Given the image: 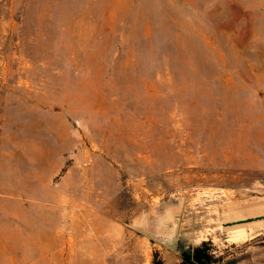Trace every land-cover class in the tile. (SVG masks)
<instances>
[{
	"label": "rangeland",
	"instance_id": "374dc122",
	"mask_svg": "<svg viewBox=\"0 0 264 264\" xmlns=\"http://www.w3.org/2000/svg\"><path fill=\"white\" fill-rule=\"evenodd\" d=\"M263 218L264 0H0V264H264Z\"/></svg>",
	"mask_w": 264,
	"mask_h": 264
},
{
	"label": "trees",
	"instance_id": "16d2710c",
	"mask_svg": "<svg viewBox=\"0 0 264 264\" xmlns=\"http://www.w3.org/2000/svg\"><path fill=\"white\" fill-rule=\"evenodd\" d=\"M207 244L181 253L180 262L178 264H211L214 262L212 254L207 249ZM154 264H162L161 261H156Z\"/></svg>",
	"mask_w": 264,
	"mask_h": 264
},
{
	"label": "water",
	"instance_id": "95a60500",
	"mask_svg": "<svg viewBox=\"0 0 264 264\" xmlns=\"http://www.w3.org/2000/svg\"><path fill=\"white\" fill-rule=\"evenodd\" d=\"M178 230H179V221L176 222V224L173 226L172 231L170 233L163 232V231H161V232H154L152 230H150V231H141V230H139V232L141 234H143L145 237L149 238L150 240H152V241H154L156 243H159L162 246H164V247H166V248H168L170 250H173V249L176 248V245H177ZM172 233L175 234L176 239H175V243L173 245H171V246H167L165 244L160 243L158 241V239L156 238V235L157 234H159L161 236H167V235L172 234Z\"/></svg>",
	"mask_w": 264,
	"mask_h": 264
},
{
	"label": "clouds",
	"instance_id": "9594fccd",
	"mask_svg": "<svg viewBox=\"0 0 264 264\" xmlns=\"http://www.w3.org/2000/svg\"><path fill=\"white\" fill-rule=\"evenodd\" d=\"M138 230L141 231H150V225L149 222L147 220H145L140 226H138ZM156 238L158 239V241L162 244H165L167 246H171L175 243V234H169L167 236H161L159 234L156 235Z\"/></svg>",
	"mask_w": 264,
	"mask_h": 264
},
{
	"label": "crops",
	"instance_id": "0c3cea01",
	"mask_svg": "<svg viewBox=\"0 0 264 264\" xmlns=\"http://www.w3.org/2000/svg\"><path fill=\"white\" fill-rule=\"evenodd\" d=\"M261 222L264 223V218L261 220ZM163 260H164V264H177L178 263V260H175V259L167 258ZM261 261H262L261 258L258 257L257 259L252 260V264H260ZM242 264H246L245 261H243Z\"/></svg>",
	"mask_w": 264,
	"mask_h": 264
},
{
	"label": "bare ground",
	"instance_id": "6f19581e",
	"mask_svg": "<svg viewBox=\"0 0 264 264\" xmlns=\"http://www.w3.org/2000/svg\"><path fill=\"white\" fill-rule=\"evenodd\" d=\"M46 151V150H45Z\"/></svg>",
	"mask_w": 264,
	"mask_h": 264
}]
</instances>
